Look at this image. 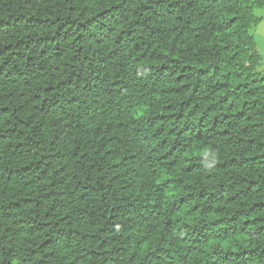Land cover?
Segmentation results:
<instances>
[{
    "label": "trees",
    "instance_id": "1",
    "mask_svg": "<svg viewBox=\"0 0 264 264\" xmlns=\"http://www.w3.org/2000/svg\"><path fill=\"white\" fill-rule=\"evenodd\" d=\"M264 0H0V264H264Z\"/></svg>",
    "mask_w": 264,
    "mask_h": 264
},
{
    "label": "crops",
    "instance_id": "2",
    "mask_svg": "<svg viewBox=\"0 0 264 264\" xmlns=\"http://www.w3.org/2000/svg\"><path fill=\"white\" fill-rule=\"evenodd\" d=\"M258 15L261 16V20L256 26L255 35L258 42V47L264 59V8L258 10Z\"/></svg>",
    "mask_w": 264,
    "mask_h": 264
}]
</instances>
